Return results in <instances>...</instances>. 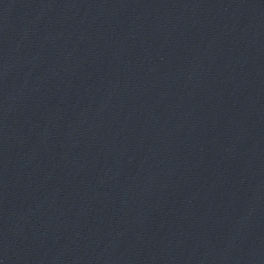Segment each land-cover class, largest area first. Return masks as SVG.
I'll return each mask as SVG.
<instances>
[{"label":"water","instance_id":"1","mask_svg":"<svg viewBox=\"0 0 264 264\" xmlns=\"http://www.w3.org/2000/svg\"><path fill=\"white\" fill-rule=\"evenodd\" d=\"M0 264H264V0H0Z\"/></svg>","mask_w":264,"mask_h":264}]
</instances>
